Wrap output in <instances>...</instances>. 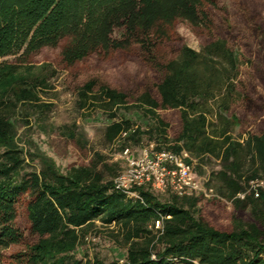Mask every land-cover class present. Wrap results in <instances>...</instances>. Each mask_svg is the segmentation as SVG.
I'll return each instance as SVG.
<instances>
[{
  "label": "trees",
  "instance_id": "16d2710c",
  "mask_svg": "<svg viewBox=\"0 0 264 264\" xmlns=\"http://www.w3.org/2000/svg\"><path fill=\"white\" fill-rule=\"evenodd\" d=\"M179 20L198 28L199 51L184 42ZM45 47L60 49L78 110L105 113L106 142L185 150L199 175L206 156L220 159L206 184L230 208L149 186L138 188L141 199L128 197L113 181L123 160L100 152L62 171L26 133L57 131L87 150L75 123L48 120L55 70L29 59ZM92 57L121 69L89 70L82 62ZM0 60V264H119L121 255L126 264H264V192L237 197L264 165L260 0H0ZM97 221L123 251L83 260L76 252L88 233L102 232Z\"/></svg>",
  "mask_w": 264,
  "mask_h": 264
},
{
  "label": "rangeland",
  "instance_id": "374dc122",
  "mask_svg": "<svg viewBox=\"0 0 264 264\" xmlns=\"http://www.w3.org/2000/svg\"><path fill=\"white\" fill-rule=\"evenodd\" d=\"M260 2L262 9H264V0H260ZM176 29L188 46L197 51L201 49L202 42L198 28L186 20H179L176 24ZM29 59L34 63L49 62L53 65L55 74L49 78V82L53 89L48 97H46V99H49L53 103V107L48 114V120L55 128L65 124L70 125L75 123L78 133L83 136L86 142L87 150L85 153L80 151L72 143L58 135L57 131L50 132L46 135L37 130L34 126L26 131L29 138H31L40 149L53 156L62 171H65L71 164L87 162L94 152H100L106 155L110 161L116 159L122 160L119 157V142L111 144L104 140V130L109 122L105 113L94 109L89 112L78 110L76 105L77 97L67 88L65 80L67 69L61 60L60 49L58 47H45L33 54ZM1 60L13 61L15 57L9 56ZM114 62L115 61L110 59L105 60L92 57L82 62V64L94 72H105L106 74L113 75L121 69L115 67V65H113ZM126 68L130 71H135L136 65L128 62ZM120 114H125V116L131 118L136 124L146 126L148 123L146 119L136 111L129 113H123L122 111ZM22 130L23 128L20 131ZM233 135L238 138L237 131H235ZM146 144L147 143L144 145ZM133 149L136 151L138 146H134ZM205 158V161L201 165L203 174H197L205 177L208 181L212 171L220 169V159L212 156H206ZM198 164L199 162L195 159V172L199 171L196 167ZM226 205L230 208V204L226 202ZM96 224L102 232L97 235L93 233L94 231L88 233L85 242L77 250L76 256L85 260L86 258L99 255L110 260L114 256L119 255V253L123 251V248L119 247L117 243L110 238L107 233L108 226L102 225L99 221H97ZM109 228H114V225H111Z\"/></svg>",
  "mask_w": 264,
  "mask_h": 264
},
{
  "label": "built area",
  "instance_id": "2783aa9c",
  "mask_svg": "<svg viewBox=\"0 0 264 264\" xmlns=\"http://www.w3.org/2000/svg\"><path fill=\"white\" fill-rule=\"evenodd\" d=\"M127 135L128 132L124 131L120 138L124 139ZM119 157L123 160L124 167L113 181L115 188L128 197L141 199L138 188L149 186L159 193L170 189L179 196L199 194L205 198L218 197L228 204L231 203L217 195L213 187L207 186L206 178L195 172V159H192L191 163L187 162L186 159L190 158V154L185 150L180 153L168 149L156 150L154 143L150 142L138 147L136 151L131 147H125L120 151ZM261 192H264V165L261 174L250 180L246 190L238 193L237 197L243 199L248 193L259 197ZM160 227L161 221L156 220L154 228ZM119 264H126L124 255L119 256ZM175 264H199V262L182 260Z\"/></svg>",
  "mask_w": 264,
  "mask_h": 264
}]
</instances>
